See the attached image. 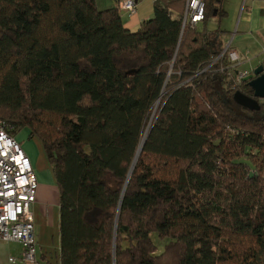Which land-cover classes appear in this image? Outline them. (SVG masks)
I'll list each match as a JSON object with an SVG mask.
<instances>
[{
    "label": "trees",
    "instance_id": "trees-1",
    "mask_svg": "<svg viewBox=\"0 0 264 264\" xmlns=\"http://www.w3.org/2000/svg\"><path fill=\"white\" fill-rule=\"evenodd\" d=\"M221 1L131 31L96 0H0V119L42 143L61 264H264V99L213 63Z\"/></svg>",
    "mask_w": 264,
    "mask_h": 264
},
{
    "label": "built area",
    "instance_id": "built-area-1",
    "mask_svg": "<svg viewBox=\"0 0 264 264\" xmlns=\"http://www.w3.org/2000/svg\"><path fill=\"white\" fill-rule=\"evenodd\" d=\"M157 1V0H152ZM120 7L130 13L136 11L135 0H124ZM205 17V0H186L183 25L197 26ZM232 63L240 62L236 49H226L217 56L215 63L225 52ZM238 73V80L250 75ZM12 127L0 119V243L18 242L23 247L21 258L10 257L11 263L37 264V241L34 235L32 206L37 201L39 179L32 161L21 143L11 133Z\"/></svg>",
    "mask_w": 264,
    "mask_h": 264
},
{
    "label": "crops",
    "instance_id": "crops-1",
    "mask_svg": "<svg viewBox=\"0 0 264 264\" xmlns=\"http://www.w3.org/2000/svg\"><path fill=\"white\" fill-rule=\"evenodd\" d=\"M122 1L124 0H96V5L101 10H105L112 7H118L122 15V19L125 27L131 31H137L140 28L141 23L151 18L154 14V1L152 0H135L136 11L134 13H130L126 10L121 9L120 3ZM223 10L226 11L228 15V10L226 9ZM237 17H238L237 24L233 26L235 28L234 32L231 30L232 26H229L228 24H223L224 26H221L219 29L217 28L212 31H218V30L220 31L219 37H221L220 39L223 43L224 50L229 48V49H236L239 52L240 62L234 66L237 68V71L240 72L247 71L253 73L258 66L264 64V0H243L240 13H237ZM223 18L219 19V17H214L211 20L215 19L217 21L219 19L220 21H222ZM210 21L206 25L208 29H209ZM36 172L38 174L39 188H40L38 189L39 190L38 200H40L42 204V208L44 209L45 213L50 214V211L51 210L53 211L54 209L53 206L55 204L51 205V203H53L51 200V193L48 191L44 192L43 189L47 190L49 187H51V183L54 185L53 187H56L55 195L58 198V202L56 203L55 206H57L58 209H59V190L55 184L54 178L52 176L51 178L49 173L47 174V176L46 175L42 176L41 175L42 172L38 173L37 170ZM36 202L34 204H36ZM49 208H51L50 211ZM57 217H58V227H59V210ZM34 221H35V216H34ZM59 242H60V236H59ZM22 253H23V247H22ZM42 256H43L42 258L46 257L44 254ZM10 257L13 256L11 255L6 256L5 247H3V245L0 243V264H11L9 260ZM36 257L38 261L37 264H39L40 258H38V250ZM59 264H61L60 259H59Z\"/></svg>",
    "mask_w": 264,
    "mask_h": 264
},
{
    "label": "rangeland",
    "instance_id": "rangeland-1",
    "mask_svg": "<svg viewBox=\"0 0 264 264\" xmlns=\"http://www.w3.org/2000/svg\"><path fill=\"white\" fill-rule=\"evenodd\" d=\"M243 4V0H222L221 6L223 9L228 10V15L223 18L222 21L219 19L216 21L215 19L211 20L209 23V30L219 29L223 24H228L232 26V31H235L234 25L237 24L238 17L237 13H240L241 7ZM199 28H202L200 24ZM15 138L21 143L27 154L29 155L33 166L39 172H42L41 175H46L49 173L50 177H54L52 171L50 169V165L46 158L45 152L43 150V146L41 141L36 137H30L29 131L24 129L22 131L13 132ZM51 177V178H52ZM51 183V187L47 190L43 189V191H48L51 193V200L55 204L58 202V198L55 195L56 187ZM40 189V188H39ZM39 191V190H38ZM58 193V192H57ZM37 194V202L33 205L32 211L35 216L34 221V235L38 244V258L39 264H59L60 259V242H59V228H58V208L57 206H53V211L49 208L50 214H46L44 209L42 208V204L40 200H38ZM158 238V235H154V239ZM6 250V256L21 258L22 253V245L18 242H3L1 243ZM45 255V258H42V255ZM44 259V260H43ZM11 263V262H10ZM12 264V263H11ZM18 264H26V262H19Z\"/></svg>",
    "mask_w": 264,
    "mask_h": 264
},
{
    "label": "water",
    "instance_id": "water-1",
    "mask_svg": "<svg viewBox=\"0 0 264 264\" xmlns=\"http://www.w3.org/2000/svg\"><path fill=\"white\" fill-rule=\"evenodd\" d=\"M245 80H250V85L254 90V96L250 97L237 91L234 94V101L238 105L250 110H259L261 108L259 99H264V64L258 66L251 75L245 77Z\"/></svg>",
    "mask_w": 264,
    "mask_h": 264
},
{
    "label": "clouds",
    "instance_id": "clouds-1",
    "mask_svg": "<svg viewBox=\"0 0 264 264\" xmlns=\"http://www.w3.org/2000/svg\"><path fill=\"white\" fill-rule=\"evenodd\" d=\"M233 66H234V65H233ZM239 72H240V71H239ZM251 74H252V73H251ZM251 74H250V75H251ZM248 76H249V75H248Z\"/></svg>",
    "mask_w": 264,
    "mask_h": 264
}]
</instances>
